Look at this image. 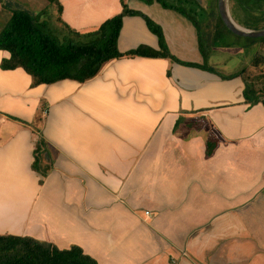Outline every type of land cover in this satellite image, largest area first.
<instances>
[{"label": "crops", "instance_id": "crops-1", "mask_svg": "<svg viewBox=\"0 0 264 264\" xmlns=\"http://www.w3.org/2000/svg\"><path fill=\"white\" fill-rule=\"evenodd\" d=\"M22 1L0 0V30ZM57 1L79 32L122 10ZM123 1L160 26L178 61L123 56L83 82L35 86L0 67V234L77 245L97 264H264V104L245 102L243 68L205 63L213 51L183 14ZM138 46L160 51L144 18L124 15L117 48ZM227 49L214 62L239 53Z\"/></svg>", "mask_w": 264, "mask_h": 264}, {"label": "trees", "instance_id": "trees-1", "mask_svg": "<svg viewBox=\"0 0 264 264\" xmlns=\"http://www.w3.org/2000/svg\"><path fill=\"white\" fill-rule=\"evenodd\" d=\"M48 1L54 2L57 6L59 24L54 23L50 17L42 20L40 13L32 14L25 9H15L0 30V50L9 53L8 58L2 59L0 67L23 68L32 78L31 86L53 83L66 78L83 82L93 77L105 62L123 56H161L178 61L169 53L160 26L143 13L128 8L123 0L121 12L104 20L96 29L87 32H79L64 23L59 17L61 11L59 2ZM142 1L152 2V0ZM157 1L166 8L176 9L195 26L198 25L192 15L195 10L190 7V0H177L175 3L167 0ZM229 3L231 17L237 24L251 30L264 28V0H229ZM124 15H139L144 18L149 30L158 38L160 51L152 52L143 46H138L120 52L117 48V38ZM219 21L222 23L220 18ZM225 29L234 37L245 40L246 45L264 42V36L257 38L238 36L226 27ZM222 36L223 34L220 37ZM224 37L228 40L226 34ZM223 45L230 46L231 43L227 42ZM199 49L201 52L206 50L200 34ZM261 57L264 65V52ZM183 64L200 67L195 63L183 62ZM239 74L244 83L245 102L261 101L264 104V82H258L260 74L248 78L243 69ZM42 144L41 140L35 144L32 163L35 170L39 168L37 163ZM0 264H97V262L77 245L60 249L47 241L7 233L0 234Z\"/></svg>", "mask_w": 264, "mask_h": 264}, {"label": "rangeland", "instance_id": "rangeland-1", "mask_svg": "<svg viewBox=\"0 0 264 264\" xmlns=\"http://www.w3.org/2000/svg\"><path fill=\"white\" fill-rule=\"evenodd\" d=\"M167 1L172 3L177 2V0ZM22 2H25V4L23 3L21 5L30 13H40L42 20H44V18L50 17L54 23L59 24L57 21V6L54 2H50L48 0H23ZM190 4V7L195 10V12L193 11L192 15L197 20L198 25H196V27L198 33L202 37L204 47L206 48L205 51L208 53V55L209 50L214 52H210V58L206 59L205 63L207 65H212V67H215V69L218 71L223 72L230 71L236 67H241L244 70V74L248 75V78L257 77V75L260 74V79H258V82L263 83L264 75L262 73H264V65H262L263 58L261 55L264 52V42L246 45L245 40L238 39L227 32L224 25L219 21L220 17L217 10V0H190ZM227 4L230 8L229 0H227ZM221 34H223L222 37H220ZM224 34H226L228 40L225 39ZM214 36L218 37L215 38ZM227 42H230L231 45H223ZM222 48H226V50H228L227 48H230L229 51L238 50L241 55L245 56L246 60H242V62L239 53H235L234 55L229 56L225 63L214 62L215 57H220V55L223 54L219 52V49ZM247 52H249V54Z\"/></svg>", "mask_w": 264, "mask_h": 264}, {"label": "water", "instance_id": "water-1", "mask_svg": "<svg viewBox=\"0 0 264 264\" xmlns=\"http://www.w3.org/2000/svg\"><path fill=\"white\" fill-rule=\"evenodd\" d=\"M217 10L222 23L233 34L238 36L254 37V38L264 36V28L258 30H251V29H246L240 26L239 24H237L231 17L227 0H217Z\"/></svg>", "mask_w": 264, "mask_h": 264}, {"label": "built area", "instance_id": "built-area-1", "mask_svg": "<svg viewBox=\"0 0 264 264\" xmlns=\"http://www.w3.org/2000/svg\"><path fill=\"white\" fill-rule=\"evenodd\" d=\"M147 214V213H146Z\"/></svg>", "mask_w": 264, "mask_h": 264}]
</instances>
